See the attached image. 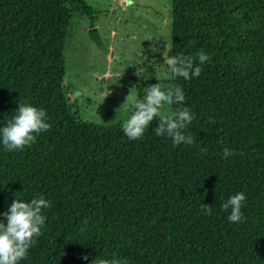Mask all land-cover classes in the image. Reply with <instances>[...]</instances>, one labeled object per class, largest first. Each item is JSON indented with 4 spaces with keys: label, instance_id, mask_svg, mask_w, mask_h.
<instances>
[{
    "label": "trees",
    "instance_id": "16d2710c",
    "mask_svg": "<svg viewBox=\"0 0 264 264\" xmlns=\"http://www.w3.org/2000/svg\"><path fill=\"white\" fill-rule=\"evenodd\" d=\"M78 2L0 0V127L19 101L49 124L22 151L0 141V221L14 199L51 204L19 264H264V0H170V55L210 57L199 77L169 72L185 93L171 107L194 116L196 143L179 146L155 134L158 117L129 140L122 123L71 114L63 45ZM238 192L244 220L231 223L221 204Z\"/></svg>",
    "mask_w": 264,
    "mask_h": 264
},
{
    "label": "rangeland",
    "instance_id": "374dc122",
    "mask_svg": "<svg viewBox=\"0 0 264 264\" xmlns=\"http://www.w3.org/2000/svg\"><path fill=\"white\" fill-rule=\"evenodd\" d=\"M170 7V0H79L69 5L62 86L75 118L122 123L131 114L133 101L121 109L130 92L142 99L146 87L158 82L167 90L169 71L162 63L163 52L170 51Z\"/></svg>",
    "mask_w": 264,
    "mask_h": 264
},
{
    "label": "clouds",
    "instance_id": "9594fccd",
    "mask_svg": "<svg viewBox=\"0 0 264 264\" xmlns=\"http://www.w3.org/2000/svg\"><path fill=\"white\" fill-rule=\"evenodd\" d=\"M152 51L156 52L158 49L153 48ZM169 53L166 48L163 52L162 64L167 66L172 79L182 77L184 80H189L199 77L202 71L199 65L210 59L206 53H201L198 57L199 64H196L183 55H169ZM164 87L159 82L149 85L142 99L134 98L133 93L130 92L126 102L121 106V109H128L129 101H133L130 116L122 122L123 134L129 140L140 139L153 119L158 117L159 124L154 129L157 136L166 134L171 138L174 146L193 145L196 143L193 135L184 131L194 119L190 109L186 106L175 109L170 107L184 105L185 93L177 85L169 86L167 90H164ZM166 105L169 107L165 108ZM14 113L10 119H7L6 125L0 127V141L8 151H22L26 146L30 147L35 143L39 134L49 129V124L46 123L47 112L27 101H19L18 110ZM200 153L202 156L206 155L207 149L201 148ZM233 155L235 153L232 149L227 147L223 149L225 159ZM245 200V194L238 192L221 204L224 211L230 210L227 216L229 222H243L242 206ZM49 207H51L50 201L43 195L33 198L30 202L13 200L8 212L2 214L4 221H0V264H19L21 260L26 259L29 249L36 243V238L43 234L42 228L46 217L42 214V209ZM201 208L206 213H211V206L203 203ZM84 259L87 260L88 257L85 256ZM92 264H129V262L123 258L97 257Z\"/></svg>",
    "mask_w": 264,
    "mask_h": 264
},
{
    "label": "crops",
    "instance_id": "0c3cea01",
    "mask_svg": "<svg viewBox=\"0 0 264 264\" xmlns=\"http://www.w3.org/2000/svg\"><path fill=\"white\" fill-rule=\"evenodd\" d=\"M93 30H95V29H93Z\"/></svg>",
    "mask_w": 264,
    "mask_h": 264
}]
</instances>
